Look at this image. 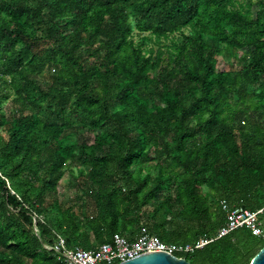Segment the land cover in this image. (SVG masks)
Listing matches in <instances>:
<instances>
[{"label":"trees","instance_id":"obj_1","mask_svg":"<svg viewBox=\"0 0 264 264\" xmlns=\"http://www.w3.org/2000/svg\"><path fill=\"white\" fill-rule=\"evenodd\" d=\"M221 202L264 225V0H0V264H66L55 234L194 243ZM263 246L238 229L177 257Z\"/></svg>","mask_w":264,"mask_h":264},{"label":"built area","instance_id":"obj_2","mask_svg":"<svg viewBox=\"0 0 264 264\" xmlns=\"http://www.w3.org/2000/svg\"><path fill=\"white\" fill-rule=\"evenodd\" d=\"M220 205L225 213L224 224L213 237L200 238L194 243L167 244L146 233H141L136 239L129 241L120 234H114L110 242L103 243L91 251H85L77 247L67 249L63 239L55 234V245L48 249L58 252L66 264H118L142 254L159 251L182 259L177 256L189 255L217 239L229 236L238 229H245L254 237H264V225L259 219L262 209L251 212L240 206L229 207L225 202H221Z\"/></svg>","mask_w":264,"mask_h":264},{"label":"water","instance_id":"obj_3","mask_svg":"<svg viewBox=\"0 0 264 264\" xmlns=\"http://www.w3.org/2000/svg\"><path fill=\"white\" fill-rule=\"evenodd\" d=\"M118 264H190L184 259H178L168 255L166 252H152L139 255L132 259L120 262ZM250 264H264V246L254 256Z\"/></svg>","mask_w":264,"mask_h":264},{"label":"rangeland","instance_id":"obj_4","mask_svg":"<svg viewBox=\"0 0 264 264\" xmlns=\"http://www.w3.org/2000/svg\"><path fill=\"white\" fill-rule=\"evenodd\" d=\"M237 1H241V2H245V0H237ZM187 29L184 30L185 33H187ZM134 40H138V37L134 36L133 37ZM241 51H245V50H241ZM235 61L231 58H227V57H224V56H218L216 58V65H215V68L216 70H232L235 66ZM251 115L250 117H252V119L254 120L255 119V115L250 112ZM80 136H83L85 137L86 139L90 140L91 139V135L90 134H87V133H80ZM80 137L78 136H73V137H70L68 139V143H71L73 144L75 142V140L79 139ZM72 184V178L68 175V174H65V176L63 177L62 180H60V182L58 183V189H59V192H60V198L61 199H64L66 200L67 197H72V192H71V189H70V186ZM141 233H146V232H141Z\"/></svg>","mask_w":264,"mask_h":264}]
</instances>
